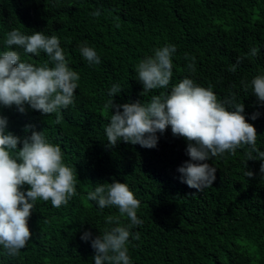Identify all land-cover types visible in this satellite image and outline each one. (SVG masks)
Here are the masks:
<instances>
[{
  "label": "trees",
  "instance_id": "obj_1",
  "mask_svg": "<svg viewBox=\"0 0 264 264\" xmlns=\"http://www.w3.org/2000/svg\"><path fill=\"white\" fill-rule=\"evenodd\" d=\"M97 11L100 15L93 16ZM13 29L56 35L80 79L74 104L60 110V124L56 114L44 116L27 105L24 113L0 106V115L7 117V131L18 137L31 134L24 131L27 125L44 130L61 146L79 182L66 205L36 201L28 220L30 241L15 257L0 246V264H94L91 239L81 236L100 235L111 227L105 217L119 213L111 206L100 209L87 194L113 179L126 183L140 201L137 216L143 223L131 229L139 239L130 237L127 245L132 264H264V161L249 160L244 168L246 147L212 158L206 163L216 168V179L198 192L181 182L177 168L189 161L188 142L174 137L170 127L157 133L153 149L123 141L109 147L104 131L110 120L104 105L113 84L123 90L114 103H147L188 77L211 86L222 101L233 95L234 103L241 101L257 132L256 147L264 152V102L251 93V80L264 74V0H0V53L8 50L4 40ZM85 41L99 64L90 65L81 55ZM165 45L176 47L170 84L141 95L136 67ZM253 47L259 49L256 57L247 55ZM12 50L22 62L39 66L48 60L43 52ZM192 58L195 72L187 68ZM238 58L243 59L236 71H229ZM244 170L253 177H245ZM27 190L25 185L22 191ZM121 223L130 221L123 216Z\"/></svg>",
  "mask_w": 264,
  "mask_h": 264
},
{
  "label": "clouds",
  "instance_id": "obj_2",
  "mask_svg": "<svg viewBox=\"0 0 264 264\" xmlns=\"http://www.w3.org/2000/svg\"><path fill=\"white\" fill-rule=\"evenodd\" d=\"M92 15L99 16L100 13L97 11ZM4 45L8 50L0 53V106H15L24 113L27 105L44 116L56 114L55 123L60 124L63 119L60 110L74 104L80 79L79 73L68 66L60 39L56 35L47 36L43 31H31L28 35L13 29L6 34ZM13 46L33 56L43 52L48 60L39 66L22 62L20 53L12 50ZM79 50L90 65L101 62L95 49L86 41ZM175 52L174 45H165L154 49V55L138 63L136 72L143 86L141 95L169 86ZM258 53L259 49L253 47L247 55L256 57ZM185 59H188L187 54ZM241 59L238 58L229 71L235 72ZM187 68L195 72L194 58ZM241 83L247 90L249 85L244 81ZM251 89V93L264 102V74L251 80ZM121 91L119 84H113L104 105L110 112L104 130L108 146L115 147L123 141L153 149L158 143L157 133L163 134L170 127L174 137H182L188 142L189 161L177 171L181 182L189 188L200 192L212 187L217 170L206 161L222 158L225 153L235 155L237 149L246 147L244 168L249 160L264 161V152L256 147V129L245 118L244 104L233 102L234 95L222 101L211 86L202 87L188 77L172 86L170 92L153 95L147 103L116 104L113 97ZM112 110H115L114 114ZM257 116L258 113L253 114L251 119L255 120ZM7 124V117L0 115V246L8 256L15 257L31 239L28 220L36 201H50L55 208L66 205L77 195L79 181L75 167L65 163L61 146L51 142L44 130L37 132L32 125H27L24 131L31 134L18 137L7 131ZM260 172L264 173V163H261ZM243 174L248 178L254 175L251 170H244ZM25 185L28 186L26 192L22 191ZM87 199L95 201L100 209L111 206L119 213L105 217L106 224L111 227H106L100 235L91 238L90 232H84L81 236L83 241L91 239V247L95 250L94 264H132L127 245L130 237L139 239V233L134 234L131 229L143 223L137 216L140 201L126 183L114 179L112 183H99L88 192ZM123 216L130 221L126 226L121 223Z\"/></svg>",
  "mask_w": 264,
  "mask_h": 264
}]
</instances>
